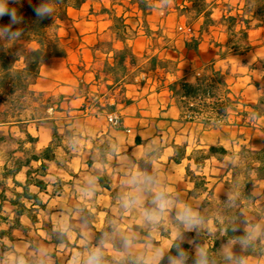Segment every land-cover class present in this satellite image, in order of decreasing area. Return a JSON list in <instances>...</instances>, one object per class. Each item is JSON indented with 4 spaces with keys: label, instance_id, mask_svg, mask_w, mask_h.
<instances>
[{
    "label": "crops",
    "instance_id": "1",
    "mask_svg": "<svg viewBox=\"0 0 264 264\" xmlns=\"http://www.w3.org/2000/svg\"><path fill=\"white\" fill-rule=\"evenodd\" d=\"M87 1L81 10L69 9L67 15L60 18V32L67 56L47 63L42 68L40 76L34 79L33 89L46 96L54 95L59 98L61 112L55 114L58 125L63 124L64 128L76 134L82 133L83 137L87 135L89 138L86 142L91 143L88 149L93 148L96 137L113 139L111 150L108 153L104 150L101 152V156H106V161H110L108 164L101 162V169L109 170L113 185L123 184L131 190L133 188L139 197H145L142 209L134 206L137 212L133 211L129 216L132 215V218L138 221L144 219L143 223L155 221L159 224L166 220L167 215H172L174 220H183L184 223L187 220L197 224L203 222L196 215L193 219H186L184 216L189 192L194 190L196 181L194 175L189 172L195 171L196 175H203L207 170L206 163L218 159L211 156L205 160L204 165L195 163V152L208 154L210 147L219 143L226 148L233 145L237 151L246 146L255 152L252 166L257 170L260 166L258 154L264 150V117L254 116L251 122L248 117L246 122H241V117L230 112L228 121L218 129L204 130L197 122L188 124L182 121V110L169 90V85L179 79L194 82L206 66L212 65L227 74L231 95L238 102L239 108L252 112V107L258 105L259 98L264 94V23L261 27L250 30L248 38L243 39L239 32L243 28L241 16L244 3L240 0H206L207 12L214 21L207 34L201 32L204 17L192 18L187 22L186 18L179 16L173 4L164 10L162 4L156 1L154 7L144 17L136 9L131 8L132 12L126 14L128 31L134 36L132 45L135 58L129 61V64L134 62L136 67L131 68V71L138 67L148 68L154 56L158 57L159 69L157 72L148 73L143 86L124 84L123 91L122 87L113 86L109 89L111 81H105L102 71L93 67V48L112 24L107 16L100 15L102 6L111 5L110 0H99L95 3L97 6L89 5ZM228 15L237 17L235 38H231L229 26L222 21V18ZM154 34L160 37L158 44L152 43ZM193 39L199 41L198 51L186 46V42ZM234 45L236 47L231 50ZM226 51L225 57H219L220 52ZM166 61H172L175 67L162 69L161 66ZM92 97H101V102L105 100L115 105L114 113L97 115L95 110L90 108ZM108 116L119 119L118 127L106 123ZM72 118L74 122L70 121ZM237 123L240 126L235 125ZM16 131L17 129L13 127L12 132ZM29 132L35 137H40L34 125L29 126ZM137 137L141 140L140 144L136 143ZM150 143L162 144L164 149L153 152L148 148ZM173 144L186 145V157L180 163L174 161L176 152ZM148 162L153 164L145 168ZM73 163L74 161L66 172L72 171ZM92 164L95 166L97 163ZM53 169L62 170L56 165H51L49 173ZM233 172V169L228 172L231 176L230 181ZM49 176L46 177L47 182ZM20 177V181L24 182L25 173H21ZM244 177L245 181V173ZM149 181H155V188L159 187V192L162 191L164 197L159 199L160 205L148 210L145 205L150 200V194L146 193ZM55 182H52L53 185ZM255 183V186L260 187L251 191L255 197L254 205H263L264 198L258 197L264 192V179H258ZM6 195L8 198L12 196L8 190ZM44 196L47 197V201L59 198ZM197 200L199 199H195ZM134 202L137 203L138 200ZM198 208L197 206L196 213L199 211ZM12 209L11 207L9 211ZM157 227L159 233L152 234L153 238L143 237V240L137 238L135 233L130 234L122 249L142 259L146 264H159L169 253L174 242L180 240L193 247L194 259H201L196 253L197 249L202 250L203 242L197 239V231L186 230L185 224L182 227L174 224L169 225L170 228H161L160 225ZM172 233L176 235L171 237ZM207 240L210 241L211 247V239ZM165 241H169L170 244L163 246ZM206 251H203L202 256ZM184 258L182 255V260ZM176 260L169 259L167 264Z\"/></svg>",
    "mask_w": 264,
    "mask_h": 264
},
{
    "label": "trees",
    "instance_id": "2",
    "mask_svg": "<svg viewBox=\"0 0 264 264\" xmlns=\"http://www.w3.org/2000/svg\"><path fill=\"white\" fill-rule=\"evenodd\" d=\"M85 1L0 0V130L5 129L7 133L6 136L0 134V148L9 147L8 162L0 172V227H4L0 228V238L6 236L13 246L22 240L17 236V233H21L30 243V249L38 250L33 247L24 219L30 220L34 225L35 210L47 209L42 196L55 198L64 190L60 182H57L58 184H54L55 190L51 192L46 181L51 165L62 168L56 152L60 147L57 144L61 143L64 135L60 132L55 116L57 112H61L60 101L54 95L46 96L35 91L32 85L47 63L67 56L59 20L67 15L69 9L81 10ZM156 1L162 4L164 10L173 4L179 16L186 18L187 22L192 18L204 17L202 34H207L214 25L207 12L206 0H110L111 5L102 6L100 15L107 16L112 24L101 35L92 54L93 67L102 71L105 81H111L109 89L121 85L124 91V84L143 86L148 73L159 69L158 57L154 56L148 68L138 67L131 71V68L136 67L134 62L129 64L135 58L132 45L134 36L128 31L126 23L128 8L136 9L144 17ZM240 1L244 3V7L241 16L243 28L239 34L247 39L250 30L259 28L264 23V0ZM236 20L234 15L222 18L229 26L231 38L237 37ZM159 38L154 34L152 43L158 44ZM198 45L197 39L186 42V46L195 51H198ZM235 47L232 46L231 50ZM226 54L227 51L220 52L219 57H225ZM161 67L168 70L175 65L172 61H166ZM169 90L182 110V121L188 124L197 122L207 131L216 130L227 122L230 112L241 117V122H246L249 115L264 117V94L259 98L258 105L252 107V112L238 108V102L229 89L227 74L212 65L206 66L194 82L179 79L169 85ZM125 102L129 103L127 100ZM97 109L102 115H112L115 105L98 104ZM30 125H34L39 134L42 129L50 130L52 143L39 149L40 137L29 132ZM235 125L240 126L238 123ZM13 127L17 129L16 133L12 132ZM136 143H141L139 137L136 138ZM172 147L176 152L174 161L180 163L186 157V145L173 144ZM226 154L224 146L213 145L209 154H203V158L206 160L211 156ZM257 159L260 162L257 168L258 178L264 179V150L258 154ZM23 172L25 181L21 182L18 177ZM9 181L12 186L8 189ZM103 187L109 189L108 184ZM200 187L208 192V197L203 201L198 217L201 220H212L216 227V234L213 236L206 231L202 233L211 239V247L200 260H196L193 258V247L176 240L159 264H167L169 259L179 260L182 255L185 257L182 264H243L245 260L257 257L253 248L248 246L251 233L241 224L245 220L243 201L236 197L222 196L219 214L214 208L216 201H212L214 198L209 199L214 195V190H207L205 181L196 182L190 194L199 191ZM7 190L12 194L11 198L7 197ZM244 193L254 199L250 181L244 185ZM6 204L13 208V215L6 211ZM98 237H102V232ZM41 240L48 243L46 239ZM0 249L13 251V248L1 241ZM52 257L59 264L57 256L52 254Z\"/></svg>",
    "mask_w": 264,
    "mask_h": 264
},
{
    "label": "rangeland",
    "instance_id": "3",
    "mask_svg": "<svg viewBox=\"0 0 264 264\" xmlns=\"http://www.w3.org/2000/svg\"><path fill=\"white\" fill-rule=\"evenodd\" d=\"M87 2L89 5H95L99 0H88ZM131 12V8H128L127 13ZM81 16L84 17V15ZM114 87L118 88L121 85H115ZM101 99V97H92V101L90 100V108L92 107L97 115H102L97 109L98 104H109L105 100L101 102ZM237 107L239 108L238 105ZM248 117L250 122L254 119L253 115ZM109 118H113L114 122H110ZM73 119L70 121L74 122ZM118 121L119 119L114 116H108L106 123L117 126ZM59 127L60 132L64 135L60 141L61 143L57 144L60 147L57 148L56 152L63 171L53 169L47 180L51 185V192L55 190V185L52 182L56 181V184L60 182L63 186L64 194H58L59 198H55L53 201H47V197L42 196L47 203V209L45 211L35 210L36 223L34 225L30 220L24 219V224L28 227V234L33 240V247H37L38 250H31L30 243L24 239L21 233H17V236L22 240L14 246L11 245L6 236L1 237L0 241L13 248V251L0 249V264H42L44 261L46 264H56L52 254L57 256L59 264H141L142 259L132 256L122 249V246L126 243L125 241L130 238L129 235L135 233L137 238H153L152 234L158 235L159 233L157 225H160L161 228H170L169 225L173 226V224L179 227L185 224L186 230L197 231V237L201 243L203 242V248H201L202 250L197 249L196 254L201 258L203 251H206L210 245V241L207 240L208 237L202 233L209 232L210 236L216 234V227L212 220H201L198 217L203 222L197 224L192 220H187L184 223L183 220H174L172 215H167L168 219L166 218L165 221L156 224L155 221L154 223L151 221L143 223L144 219L139 221L133 219L132 215L129 216V213L137 212L134 206L142 209L145 197H139L133 191V188L131 190L123 184L113 185L108 173L109 170H102L100 165L101 162L110 163V161H106V156H101V152L104 150L108 153L111 150L114 144L113 139L110 137L103 139L96 137L93 141V148L90 150L88 146H91V143L86 142V139L89 138L87 135L83 137L82 133L71 132L64 128L63 124ZM0 134L6 136V130L1 129ZM51 143L50 130L42 129L38 148H44ZM217 145L224 146L220 143ZM165 146H167V143ZM8 148V146L0 148V172L5 166L3 164L8 162ZM148 148L153 152H159L164 149V146L150 143ZM226 150V155L216 157L218 160L206 163L207 170L203 172V175H196L195 171L189 173L194 175L195 183L205 181L207 190H214V195L209 199L214 198L212 200L216 201L214 208L219 214H221L222 196L227 198L236 197L243 201L244 208L242 212L245 220L241 224L251 233L248 246L253 248L252 250L257 256L245 260L243 264H264V204L255 206V197L253 196L254 199H252L244 193V185L248 181L251 183V191L257 187L255 181L259 179L258 170L252 166L255 152L246 146H242L237 151L233 145H229ZM203 154L205 153L201 151L195 152V163L197 161L199 164H205ZM72 161H74L71 167L72 171L66 172L65 170L69 168ZM94 162L97 163L95 166L92 164ZM152 164V162L146 163L145 168ZM83 166L84 169H82ZM230 169L234 170L232 181H230L231 176L228 174ZM205 173L206 175H204ZM244 173L246 176L245 181L243 179L245 178ZM255 175H257V178H255ZM18 179L21 180L20 175ZM154 182L149 181L146 187V193L150 194V200L145 205L148 210L160 205L159 199L164 197V193L159 192V187L155 188ZM107 184L109 189L103 187ZM7 186L8 189L11 188L10 181ZM259 187L258 185L257 188ZM190 193L186 202L187 211L184 213L186 219H193V216H198L199 211L197 213L195 211L197 206L200 210L203 201L208 197V192L203 187H200L199 191L192 195ZM258 198H264V192ZM195 199L199 200L195 201ZM135 200H138V202L135 203ZM5 209L13 215V209L9 211L11 210L9 204H6ZM210 213L211 211L208 212V214ZM0 228L4 229V227ZM100 232H102V237H98ZM174 235L176 233H172L171 237ZM40 238L46 239L48 243ZM169 241H165L163 246L169 245ZM118 250L121 252H118ZM33 259L36 261H32ZM182 262L181 258L178 261H171L169 264H182Z\"/></svg>",
    "mask_w": 264,
    "mask_h": 264
},
{
    "label": "built area",
    "instance_id": "4",
    "mask_svg": "<svg viewBox=\"0 0 264 264\" xmlns=\"http://www.w3.org/2000/svg\"><path fill=\"white\" fill-rule=\"evenodd\" d=\"M109 121H110V122H114V119H113V118H109Z\"/></svg>",
    "mask_w": 264,
    "mask_h": 264
}]
</instances>
